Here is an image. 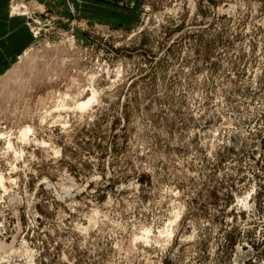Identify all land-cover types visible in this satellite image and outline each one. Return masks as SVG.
Returning <instances> with one entry per match:
<instances>
[{
    "label": "rangeland",
    "instance_id": "obj_1",
    "mask_svg": "<svg viewBox=\"0 0 264 264\" xmlns=\"http://www.w3.org/2000/svg\"><path fill=\"white\" fill-rule=\"evenodd\" d=\"M104 2L8 0L0 264H264V0Z\"/></svg>",
    "mask_w": 264,
    "mask_h": 264
},
{
    "label": "crops",
    "instance_id": "obj_2",
    "mask_svg": "<svg viewBox=\"0 0 264 264\" xmlns=\"http://www.w3.org/2000/svg\"><path fill=\"white\" fill-rule=\"evenodd\" d=\"M57 9L74 8L98 15L108 14L110 6L104 0H39ZM112 12V11H111ZM31 34L21 16L8 14V0H0V72L7 69L16 53L30 41Z\"/></svg>",
    "mask_w": 264,
    "mask_h": 264
},
{
    "label": "bare ground",
    "instance_id": "obj_3",
    "mask_svg": "<svg viewBox=\"0 0 264 264\" xmlns=\"http://www.w3.org/2000/svg\"><path fill=\"white\" fill-rule=\"evenodd\" d=\"M94 93H92L91 96L89 98H87V100L76 103L75 106L77 108H84L85 109V107H87L89 104H91V102L93 103V100H95L96 95ZM29 131H30V127H26L25 129H23V131H21L22 137H26ZM1 134H0V136H1ZM2 181H3V176L0 174V185L2 184Z\"/></svg>",
    "mask_w": 264,
    "mask_h": 264
}]
</instances>
